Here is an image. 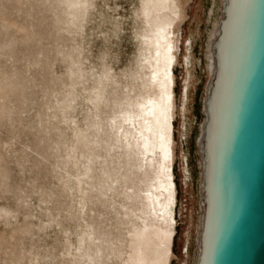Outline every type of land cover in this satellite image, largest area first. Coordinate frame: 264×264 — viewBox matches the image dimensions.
I'll return each mask as SVG.
<instances>
[{
    "label": "rangeland",
    "instance_id": "374dc122",
    "mask_svg": "<svg viewBox=\"0 0 264 264\" xmlns=\"http://www.w3.org/2000/svg\"><path fill=\"white\" fill-rule=\"evenodd\" d=\"M165 2L144 12L145 0H0V264H129L143 173L112 118L143 91L147 69L139 65L136 34L183 13L169 264H194L201 213L196 132L205 117L212 0ZM189 37L201 71L193 68L188 90L185 182L181 106Z\"/></svg>",
    "mask_w": 264,
    "mask_h": 264
},
{
    "label": "water",
    "instance_id": "95a60500",
    "mask_svg": "<svg viewBox=\"0 0 264 264\" xmlns=\"http://www.w3.org/2000/svg\"><path fill=\"white\" fill-rule=\"evenodd\" d=\"M215 61L198 264H264V0L222 4Z\"/></svg>",
    "mask_w": 264,
    "mask_h": 264
},
{
    "label": "bare ground",
    "instance_id": "6f19581e",
    "mask_svg": "<svg viewBox=\"0 0 264 264\" xmlns=\"http://www.w3.org/2000/svg\"><path fill=\"white\" fill-rule=\"evenodd\" d=\"M165 1L145 0L143 11L147 12L155 7L164 8ZM220 1L222 4L226 3V0ZM221 10L222 5L220 6L217 0H212L208 9L211 25L205 44V65L209 74L203 97L205 117L198 125L196 132V142L200 153L201 171H199L198 180L200 179L199 206L201 213L197 223V246L196 255L194 254L193 257L194 264L199 263L202 248L201 234L205 216V187L202 182L203 166L205 165L203 150L208 126V101L213 92L216 70L215 43L220 24L217 17ZM183 11L184 4L182 6ZM184 18L185 14L183 13L174 22L159 23L136 34L140 44L139 65L147 69L143 72L144 78L140 76L143 91L136 96L137 98L130 99L126 106L112 118L117 139L127 151H132L138 170L143 173L139 179L141 183V186L138 187L139 193L136 192L142 205V212L135 214L141 225L130 235L129 250L126 252L129 264H169L171 256L174 255L170 247L176 228L174 212L177 200V186L173 171L176 157L173 138V123L176 116L174 66L178 63L181 40L180 26ZM192 44L193 39L189 37L184 54L186 75L182 88L181 106L183 115V126L181 125L183 131L181 132L184 139L182 157L185 182L191 179L185 141L189 128L186 116L188 90L190 79L194 77L193 68L198 75L201 71L199 58L196 61L192 59L194 50ZM187 249L188 245H186L185 251Z\"/></svg>",
    "mask_w": 264,
    "mask_h": 264
}]
</instances>
